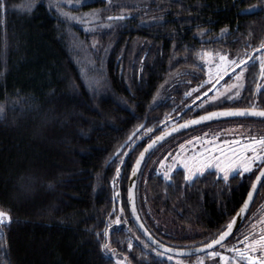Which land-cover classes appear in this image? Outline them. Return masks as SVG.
Listing matches in <instances>:
<instances>
[{"label":"trees","instance_id":"trees-1","mask_svg":"<svg viewBox=\"0 0 264 264\" xmlns=\"http://www.w3.org/2000/svg\"><path fill=\"white\" fill-rule=\"evenodd\" d=\"M127 1L0 0V210L12 217L0 227V264H117L113 254L130 264H175L130 218L132 165L170 120L198 114L190 110L205 93L184 99L186 108L180 99L205 77L201 52L264 54L252 55L264 42V0ZM119 8L125 17L114 19ZM261 78L259 62L251 63L238 99L221 107L256 101L264 109ZM167 87L172 95L152 105ZM143 167L138 214L155 238L179 248L216 238L257 173L225 180L211 170L184 182L178 168L170 180H144ZM263 212L259 187L240 231ZM242 237L236 231L226 242Z\"/></svg>","mask_w":264,"mask_h":264},{"label":"rangeland","instance_id":"rangeland-1","mask_svg":"<svg viewBox=\"0 0 264 264\" xmlns=\"http://www.w3.org/2000/svg\"><path fill=\"white\" fill-rule=\"evenodd\" d=\"M58 1H60L61 4L62 3L65 4V6L67 7H78L84 2L90 0H58ZM58 1L55 2L52 0L51 3L52 5L54 4L56 6V4L60 3ZM140 1L141 0H128L124 5H131L135 7V6H139ZM61 10L63 11V9ZM124 10L127 9L119 8L116 15L123 14ZM87 14L91 15V13H87ZM220 54H226L229 59H236L237 62H239V58H241L239 56H233V55L231 56L222 50L210 49L201 52L199 54V61L204 66L205 77L201 81V83H199V85L209 79L208 76L209 69H211L212 73L215 74L216 66L220 63L219 60ZM260 55L262 54H259V56ZM235 71L239 72L240 69L236 68ZM220 79L221 78H216L214 76L213 82L204 83L203 88H200L199 85H197V86L189 87L186 90H183L182 97L180 99V102L182 103L181 106L182 107L185 106L184 108H186L188 104L184 103V99L188 97H195L197 94L200 93H206L207 95L204 94L205 96L204 98L201 99V101L193 104L190 110L191 115L193 113L202 114L209 110L220 109L222 108L221 106H223V103L236 101L238 97H236L235 93L237 91L241 93L243 87L236 89V88H229L228 86L234 83H241V82H238L236 80L233 72H231V76L228 80H222L220 82H217V80L219 81ZM244 79H245V72H244ZM244 79L242 81L243 86H244ZM193 89H196V91H193ZM259 89L264 90V77L261 78ZM173 90L174 89H172L171 87L165 88V91L168 92L167 93L168 95H164V93H162V90H160L154 97L152 101V105L159 103L166 96L167 97L171 96L172 95L171 92ZM188 92H191V95H186V93ZM221 93H223V95H221ZM213 96L218 97V99L216 100L211 99V97ZM228 97H232V98L229 99ZM253 105L257 106V102L252 101L249 107H252ZM194 116L196 115L190 116L189 118H192ZM169 122L171 126L175 124L173 123V120H170ZM238 126H243V127H238ZM239 133H243L245 135L251 134L252 136L264 135V119H256V118H248V117L226 118L218 121L197 125L187 130H184L180 133H177L166 139L163 143H161V145L155 149L153 156L149 160L144 162L143 164L144 167L141 171V178L145 180L150 174L156 173L158 174L159 177L165 180H169L165 177L164 174L168 173V175L171 176V174L178 168L183 169L185 173V177L189 174V169H191L192 172L196 173L192 177V179L199 174L211 170L215 171L218 174V176L223 177V173L220 172L219 169L215 166V161H210L209 163L205 164L202 157H207L213 153L216 156H219L220 153L215 152L216 147H221L224 149L225 152H227L228 146L224 145L223 141L237 140L239 139V135H238ZM194 137H201V139L197 141L194 139ZM190 140L192 141V143L191 144L187 143ZM240 142L241 144H243L246 141L241 140ZM181 144L184 145L183 149L180 147ZM232 147H235V145H232ZM205 148H207L209 151L205 152L204 151ZM237 151H239L238 148ZM248 154L251 155V153ZM221 159L223 160V158ZM185 165H187V168L185 167ZM254 169L255 168H253V170ZM238 171H240V169H237L236 171L230 173L229 177L233 174H236ZM185 177H184V182H189L192 180V179L186 180ZM262 216H264V212L259 216H254V218L249 219L242 228L243 231L246 230L247 226L250 223L254 221H259ZM261 227H264V225L257 223L256 228L251 229V231L253 232L254 235H258ZM242 240L243 237L240 239V241ZM174 243L177 242L175 241ZM235 243H236L235 240H230L226 242L225 247L223 248L219 245L214 249H211L205 253L190 257H176L165 253L161 255L162 252L160 251L159 254L174 261L175 264H225L223 256L229 258L228 264H236V259H233V257H236L237 259L239 258L237 257V254L235 252L231 251V248L233 246L238 248H243L244 244L240 243L238 245H233ZM212 251L221 252L223 253V256L213 257L211 256ZM113 257L116 260L117 264H130L128 262V257H124V256L118 257L117 255L114 254ZM240 264H245V262L241 260Z\"/></svg>","mask_w":264,"mask_h":264},{"label":"snow or ice","instance_id":"snow-or-ice-1","mask_svg":"<svg viewBox=\"0 0 264 264\" xmlns=\"http://www.w3.org/2000/svg\"><path fill=\"white\" fill-rule=\"evenodd\" d=\"M260 48H264V42L260 44ZM219 60L220 63L216 66L215 74L209 69V79L200 84V88H203L204 83H212L214 76L222 79L224 75H227L229 71H232L236 80L241 83H234L228 87L239 89L243 87L242 81L244 79V72L251 66V63L257 61L260 65V75L264 77V54L256 57L248 56L246 54V57L239 58V62H237L236 59H229L226 54H220ZM235 68H239L240 71L236 72ZM257 87L259 88V85H257ZM193 91H196V89H193ZM186 95H191V92L186 93ZM205 95L207 94L205 93ZM221 95H223V93H221ZM235 95L236 97H239V91H237ZM228 98L231 99L232 97ZM197 99H199V97H197ZM211 99L216 100L218 97L213 96ZM2 111L3 108H0V112ZM228 116H257L264 118V109L258 110L255 105L250 108H224L216 112H206L205 115L199 116L197 119L186 121L185 124L180 125V127H187L189 124H198L201 121L211 120L213 117ZM238 135L239 139L237 140L223 141L224 145L228 146L227 152L221 147H216L215 152H219L220 155L216 156L213 153L207 157H202L204 163L207 164L210 161H215V166L223 173L222 178L225 180L229 178L230 173L237 169H240V171L237 172L238 175L252 172L253 168L257 169L258 174L255 175V181L251 184V190L247 193V199L243 201L236 216L232 217L229 222L221 226L216 238L211 239L210 243L204 245V247L208 249H211L213 245H220L222 248L225 247L227 239L233 234L234 226L237 225V217H243L248 211L249 205L253 201L254 193L258 192V185L260 188H264V135L252 136L251 134L245 135L243 133H239ZM163 138V135L157 137L156 140L148 145L145 152L151 149L158 140H162ZM194 139L199 141L201 137H194ZM241 140H245L246 142L241 144ZM187 143L191 144L192 141L190 140ZM232 145H235V147H232ZM180 147L183 149L184 145L181 144ZM237 148L239 151H237ZM204 151L207 152L209 150L205 148ZM145 152H141L140 159L136 160V169H134L133 175H135V171L138 170L139 165L145 156ZM248 153H251V155ZM221 158H223V160ZM185 167L187 168V165H185ZM195 174L196 173L189 169V174L185 177L186 180H191ZM117 175H119V172H117ZM164 175L167 179H171V176H169L168 173H165ZM11 219L12 217L7 211L0 210V227L7 226V224L11 222ZM257 223L264 225V216H262L259 221L250 223L245 231H240V229L237 228L239 235L243 236V240H237V243L244 244V247L238 248L233 246L231 248V251L235 252L239 258L237 259L236 257H233V259H236V264H240L241 260H243L245 264H264V227L260 228L258 235H254L251 231V229L256 228ZM103 247L107 249L108 245L105 244ZM161 255H163V253H161ZM211 256H223V253L212 251ZM223 259L225 264H228L229 258L223 256Z\"/></svg>","mask_w":264,"mask_h":264},{"label":"water","instance_id":"water-1","mask_svg":"<svg viewBox=\"0 0 264 264\" xmlns=\"http://www.w3.org/2000/svg\"><path fill=\"white\" fill-rule=\"evenodd\" d=\"M125 17V15H114L113 18L114 19H117V18H123ZM264 48H257L255 49V51L252 52V55L253 54H256L257 52L259 51H262ZM236 69V68H235ZM232 72V71H231ZM224 108H250V107H222L220 109H216V110H209L207 112H216V111H220ZM258 110L259 109H263V108H258L256 107ZM205 113H202V114H198L192 118H189V119H185V120H182L172 126H169L168 128L164 129L163 131H161L160 133H158L157 135L153 136L145 145L144 147L141 149V151L138 153L137 157L135 158V161L132 165V168H131V171H130V174H129V177H128V183H127V192H126V197H127V205H128V210H129V214H130V218L135 226V228L137 229V231L139 232V234L144 238V240L150 244L152 247H154L156 250L162 252V253H165V254H169V255H173V256H176V257H190V256H196V255H199V254H202V253H205L211 249H214L215 247L219 246V245H213V247L211 249H208V248H205L204 245L205 244H208L210 243L211 241L207 242V243H204V244H201V245H197V246H192V247H184V248H179V247H173V246H170V245H167L161 241H159L157 238H155L150 232L149 230L145 227L144 223L142 222L139 214H138V211H137V208H136V203H135V190H136V183H137V179H138V176H139V173H140V170H141V167L142 165L144 164L146 158L149 156V154L155 149V147H157L160 143H162L163 141H165L166 139H168L169 137L177 134V133H180L184 130H187L189 128H192L194 126H197V125H201V124H205V123H208V122H213V121H218V120H222V119H226V118H233V117H248V118H260V119H264V118H261V117H257V116H228V117H213L211 120H205V121H201L200 123L198 124H189L187 127H180V125H183L185 124L186 121H189V120H194V119H197L199 116H202V115H205ZM138 131V129H136L132 135L128 138V140L123 143V145L120 147V149L117 151L116 154H118L120 152L121 149H123V147L127 144V142L129 140H131V138L136 134V132ZM161 135L164 136V138L162 140H158L155 145L149 149L147 152H145V149L148 148V145L150 143H152V141L156 140L157 137H160ZM141 152H145V156L143 158V160L141 161V164L139 165V168L138 170L135 171V175H133V171L134 169H136V160L137 159H140V153ZM258 174V172L256 173ZM255 181V177L252 181V183ZM251 183V184H252ZM258 189H259V185H258ZM249 190H251V185H250V188ZM248 190V191H249ZM248 193V192H247ZM256 194L257 193H254V198H253V201L250 203L249 205V209L248 211L244 214L243 217H237V225L234 226V230H233V234L237 231V228H239L242 223L244 222L251 206H252V203L254 202V199L256 197ZM247 199V194H246V197L244 200ZM243 204V203H242ZM242 206V205H241ZM240 206V207H241ZM240 209V208H239ZM239 211V210H238ZM232 234V235H233ZM231 235V236H232ZM230 236V237H231ZM229 237V238H230ZM228 238V239H229ZM227 239V240H228Z\"/></svg>","mask_w":264,"mask_h":264}]
</instances>
